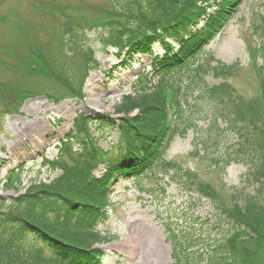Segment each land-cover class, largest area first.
<instances>
[{
    "label": "rangeland",
    "instance_id": "obj_1",
    "mask_svg": "<svg viewBox=\"0 0 264 264\" xmlns=\"http://www.w3.org/2000/svg\"><path fill=\"white\" fill-rule=\"evenodd\" d=\"M129 3L131 0H0V204H5L3 210H7L13 205L9 203L34 180L50 182L58 178L60 170L53 169L50 161L57 157L60 140L72 128L78 126L82 137L89 135L88 129L99 137L94 138L101 147L99 152L107 154L111 148L117 152L118 125L100 131L94 121H89L81 131L84 121L77 122L79 114L93 117L105 113L113 124L118 117L116 106L125 95L136 94L138 76L146 69L142 86L147 87L146 92L160 95L169 92V85L175 88V135L163 155L172 163L168 168L159 165L153 175L133 177L120 171L114 174L117 185L109 190L108 211L94 225L107 233L106 242L102 243L104 259L99 263L208 264L223 253L233 227L232 216L223 213L234 202L233 190L253 191L257 186L248 155L239 158L234 152L235 146L242 143L240 134L236 136L234 130L227 128L229 124L241 125L236 109L246 100L236 98L238 94L253 99L261 93L264 76L257 67L264 72V0H242L238 11L224 18L222 28L223 23L214 25L212 32L202 28L204 19L200 21L199 31H205L201 52L184 65L204 62L202 65L220 70L219 77L212 71L201 82L184 77L179 83L180 96L177 84L168 82L166 86L159 73L153 76L149 72L155 56L143 52L133 67L123 68L121 61L128 50L118 58V49L105 45L104 39L111 30L105 26L106 14L108 17L111 9L128 10ZM70 23L76 27L71 34L65 31ZM185 34L183 40L188 38ZM69 39L76 44H70ZM171 39L166 42L174 43V49L179 50V41ZM31 44L36 50L45 48L52 54L58 53L64 61L58 63H67L80 74L81 65L87 64L88 57L84 56L91 48L93 57L88 59L101 68L90 71L83 90L85 97L58 102L47 95L53 90L46 78L36 76L34 81L27 76L29 80H25L27 67L18 63L19 57L29 54ZM71 45L76 51H72ZM163 46L155 44L156 54L165 53ZM170 71L166 66L163 74ZM20 82L24 90H29L22 95L16 93ZM34 90L44 93L30 92ZM228 92L230 100L225 98ZM78 147L73 144L70 150L77 167L81 160L89 159V152L83 157ZM92 163L86 169L87 175L96 165ZM18 167H22L21 191L16 188L18 178L7 182L9 173ZM108 169L101 166L94 172L99 181L104 180L102 184L107 181ZM210 188L220 195V201L203 192L205 189L209 193ZM87 200L91 203L86 208L89 214L101 211L99 204L103 201L99 195Z\"/></svg>",
    "mask_w": 264,
    "mask_h": 264
},
{
    "label": "trees",
    "instance_id": "obj_2",
    "mask_svg": "<svg viewBox=\"0 0 264 264\" xmlns=\"http://www.w3.org/2000/svg\"><path fill=\"white\" fill-rule=\"evenodd\" d=\"M240 2L241 0L213 2L212 0H131L128 10L119 12L111 9L108 17L106 14L105 26H110L111 30L104 39L105 45L115 46L120 51L127 49L128 59L135 60L140 53L152 54L154 44L159 42L164 45L166 52L161 58L160 56L154 58V68L156 73L163 74L166 70L165 64L182 62L187 52L203 42L205 31L201 32L202 28L212 32L211 28L216 24H222L224 18L229 17L238 8ZM200 3L202 6H199ZM211 7L213 11L209 10ZM203 17L205 23L201 28L200 21ZM72 21L82 24V21L73 19ZM73 30H76V27L72 23L65 29L66 33L70 34ZM182 34L188 36L186 41L183 40ZM171 38L179 41V50L175 51L171 44L166 42ZM73 43L76 44L74 40L70 44ZM33 47L32 44L29 45L31 49L29 54L19 57L18 64L27 67L23 76L25 80L28 79L27 76L34 81L37 79L36 76L46 78L53 90L46 93L55 101L84 96L82 89L86 75L90 69L99 66L97 62L92 64L88 59L93 57L91 48L86 56H84L85 52L82 54L88 57L87 64L81 65L85 72L76 82L74 68L67 63L63 65L58 63V61L64 63L58 53L52 54L53 52L45 48L36 50ZM71 48L73 50L74 46L71 45ZM128 62L132 64V61L128 60ZM158 64L164 65H160L161 67L156 70ZM257 69L264 76V72L259 67ZM208 70L218 69L201 65L193 71L194 80H200L204 76L203 73ZM146 77L147 73L143 71L138 81L140 82L138 92L135 95L125 96L116 106L132 146L133 157L125 160L133 167L144 162L146 158L156 155L159 141L166 130L165 94L146 92V87H142ZM168 77L166 76L164 81ZM21 83L23 82H20L16 88V93L20 95L29 91L24 90ZM261 83L259 97L253 99L236 97L246 100L236 109L241 125L229 124L227 128L234 130L236 136L240 134L242 143L235 146L234 152L239 158L241 155H248L247 158L254 166L253 174L257 186L253 191L243 190L235 194L234 203L226 207V212H229L233 218L232 233L224 255L214 264H264V80ZM30 92L44 93L42 90ZM225 94V98L230 100V93ZM134 111H137L136 114L131 116ZM105 116L102 114L93 118L81 113L78 120V122L84 121L81 131L86 128L90 120L94 121L96 118L100 120V129L105 128L109 124ZM79 132L78 130L62 141L59 158L51 162L53 169L57 167L62 169L60 177L50 182L34 180L24 187L26 188L24 193L9 203L13 204L11 207L6 206L7 210H3L5 204H0V264H100L102 250L96 247V244L106 242V235L94 226L96 223L94 219L99 217L100 213L89 214L90 212L86 210L91 204L87 200L88 197L91 199L94 194L97 195L95 191L97 182L91 180L86 169L91 168L92 162L97 164L104 154L101 150L99 152L100 148L97 147L93 135L89 133L87 137L85 135L82 137ZM140 134L147 136L144 142ZM77 142L80 143L78 153L83 154L84 157L89 152L91 159L81 160V165L79 164L78 167L73 164L74 158L70 151L72 145ZM118 146L119 155L111 163L112 170L119 168V162L122 161L124 148L122 149L120 141ZM90 149L97 151L96 154H92ZM67 154L71 159L66 157ZM125 164L121 167H125ZM19 174L20 169L13 170L9 173L7 182L13 177L17 178ZM17 181L19 185L13 186L21 190L22 181L20 178L15 182ZM6 186H9L8 183ZM89 193L90 195L87 196ZM208 194L216 197L211 188Z\"/></svg>",
    "mask_w": 264,
    "mask_h": 264
},
{
    "label": "bare ground",
    "instance_id": "obj_3",
    "mask_svg": "<svg viewBox=\"0 0 264 264\" xmlns=\"http://www.w3.org/2000/svg\"><path fill=\"white\" fill-rule=\"evenodd\" d=\"M69 135L72 136V133H69ZM63 138H64V137H63ZM63 138H62V139H63ZM62 139H61V140H62ZM61 140H60V142H61ZM78 141H79V140H78Z\"/></svg>",
    "mask_w": 264,
    "mask_h": 264
}]
</instances>
